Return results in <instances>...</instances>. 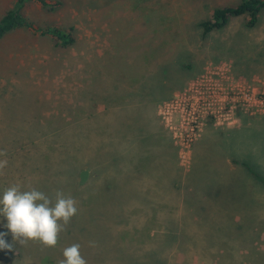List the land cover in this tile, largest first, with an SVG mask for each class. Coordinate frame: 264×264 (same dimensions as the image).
Wrapping results in <instances>:
<instances>
[{
    "label": "rangeland",
    "instance_id": "374dc122",
    "mask_svg": "<svg viewBox=\"0 0 264 264\" xmlns=\"http://www.w3.org/2000/svg\"><path fill=\"white\" fill-rule=\"evenodd\" d=\"M13 1L0 0V18L15 7ZM48 1L60 6L50 11L28 3L25 19L40 29L73 28L71 46H81L82 64L53 37L27 28L0 39V150L8 160L0 174V195L14 183L49 196L61 190L77 200L78 213L54 248L14 243L6 218L0 217V233H8L5 239L13 244L12 251L0 250V264H58L63 249L76 243L88 264H264V185L232 161L247 162L264 176V115L243 117L231 128L210 124L195 145L203 157L188 170L180 166L162 123L172 163L145 182L138 160L133 167L125 154L128 145L143 144L138 132L129 135L131 127L122 130L121 125L113 132L104 117L89 118L85 109L102 102L97 90L90 93L100 79L88 84V77L80 75L91 63L105 62L108 52L111 80L100 83V90L114 84L115 97L128 93V83L141 87L136 69L144 59L154 68L169 65L163 64L167 56L177 59L176 68H170L178 73L175 86L220 61L229 63L236 77L264 81V9L255 28H248L243 16L204 36L201 22L215 9L242 0ZM136 98L124 106L132 110L144 102ZM116 102L108 109L117 108ZM161 103L156 108L145 102L144 130L160 123ZM219 142L232 157L226 166ZM83 171L89 175L82 184ZM224 175L231 182V199L225 203L218 189ZM145 191L154 203L140 202L138 194Z\"/></svg>",
    "mask_w": 264,
    "mask_h": 264
},
{
    "label": "crops",
    "instance_id": "0c3cea01",
    "mask_svg": "<svg viewBox=\"0 0 264 264\" xmlns=\"http://www.w3.org/2000/svg\"><path fill=\"white\" fill-rule=\"evenodd\" d=\"M14 6H15V0L13 1ZM13 9L10 8L8 10ZM5 15V14H4ZM3 15V16H4ZM2 16V17H3ZM1 17V18H2ZM0 18V19H1ZM20 31H26V30H17L14 31L6 36V37H10V35L12 36H16L19 35ZM27 32V31H26ZM1 38V40L4 39ZM0 40V41H1ZM78 47V48H77ZM92 47V46H91ZM81 46H70V47H66L63 48V51H67L69 52V54H71L72 58L74 59V61L81 65L82 64V55L79 54L77 51L78 49H80ZM77 49V50H76ZM145 50H146V46H145ZM106 51H108L106 49ZM106 59L104 60L105 62L101 63H95V64H90L91 68L88 70V68H84L80 75L83 73L84 74V78L88 77V81L87 83L89 84V82L92 80V78L94 77L95 79H100L99 83H98V89L97 86H94L95 89H90V93L92 91L97 90L98 94H99V98L102 101L100 103V105L102 104V107L100 108L99 106L93 109H90V111L88 112V109H85L86 113L89 115V118L94 117L95 115V120L99 119L100 120V116L104 117V121L105 124L108 125V129L113 128L114 126H116V131H118L119 127L118 125L122 126V130L125 129H131L129 130V135L134 133V132H138V137H140V142L143 141V144L139 143L136 146L133 145H128V152H125L130 154L129 158L132 159L129 160V158H127L130 162V165L132 163L133 167H134V163L136 160L137 164H138V171L139 174L145 175L146 176V181L148 182L149 180H151L149 177L156 179V173L157 171H162L160 172V174L163 172L164 169H167L170 165H171V161L168 158L169 154H170V146H169V137L168 132L163 130V125L162 122L159 121L160 123L156 122L154 123V125L152 126V128L146 129L145 125H143L144 120L146 119L145 116V111L147 109V107H149V105L151 106H155L157 108V105L159 103H161V101L163 99H167V98H172V96L177 92L180 91L183 88V86L179 85V86H174V82L175 80L172 77V69L176 68L175 65L177 64V59H170V56H167L166 59L163 60V64L166 63L168 61V64H164L162 66L156 67L154 65V68L149 65V63L146 61V59H144V61L137 66L136 69V74H138V77H140L139 81L141 82V87L137 90L136 87H130V84L128 83L127 88H125L126 90L129 89L128 93H125L123 95L119 94V96L117 95V97L112 96L113 92H117L115 90V86L114 84L112 85L111 88H107L104 91L100 90V83L104 82H108L110 81V77L108 76V74H110V60L111 58H109L108 52ZM102 55L99 54L97 56L96 59H99ZM176 57V56H174ZM170 59V60H169ZM112 61V60H111ZM111 67H115V66H119V64H113L111 63ZM89 65V64H88ZM171 67H173L172 69H170ZM81 79V78H80ZM126 83V82H125ZM125 83H122L125 85ZM96 84V81H95ZM113 90V91H112ZM112 91V92H111ZM122 93V92H121ZM131 98H136L138 101L140 100H144L143 103H139L137 102L138 105L133 106L134 108L132 110H130L129 106H124V104L127 102H129V99ZM113 100L115 101H119V103L116 102L117 104V108L111 107L110 109H108L111 105V102H113ZM123 100V101H122ZM87 101V100H86ZM145 102H148L149 105H145ZM108 104V105H106ZM80 109H84L86 108L84 105V102L82 101V99L80 100ZM115 109V110H113ZM135 113L136 116L130 114V113ZM141 115V116H140ZM82 117V116H81ZM157 117H158V113H157ZM82 121V118H81ZM117 124V125H116ZM254 125V124H253ZM243 128H246V126H244ZM242 128V129H243ZM165 129V128H164ZM239 129H235L234 131H237ZM115 131V129L113 128V132ZM241 131V130H240ZM163 133L165 135H163ZM160 136H158V135ZM157 135V136H156ZM142 137V138H141ZM198 144V143H197ZM219 147L221 146L222 150H221V159L223 162H225V166L226 163H230V158L227 156L226 157V148L223 144L220 145V142L218 143ZM197 146V145H196ZM175 148V147H174ZM175 154H177V150L175 148ZM174 154V152H173ZM194 159H198L199 157H203L201 155V151L199 146L195 147V152H194ZM136 158V159H134ZM142 160V161H141ZM233 160H236L235 158H233ZM232 160V161H233ZM130 168V166H129ZM227 168H222L221 171L226 172ZM191 171V170H190ZM170 172V170H169ZM166 175V174H165ZM221 187L218 188L220 189V194L222 197H224L223 202L226 200H230L231 197L230 196V192H231V185H227L230 182L229 177L224 175L221 180ZM151 184V183H150ZM140 196V202H142L145 205L148 204H152L156 201L155 198H150L149 197V193H147L146 191L143 193H139L138 194ZM227 197V198H226ZM225 203V202H224ZM222 203L224 206H226V204Z\"/></svg>",
    "mask_w": 264,
    "mask_h": 264
},
{
    "label": "built area",
    "instance_id": "2783aa9c",
    "mask_svg": "<svg viewBox=\"0 0 264 264\" xmlns=\"http://www.w3.org/2000/svg\"><path fill=\"white\" fill-rule=\"evenodd\" d=\"M264 115V81L236 77L229 63L208 64L203 72L158 106L180 166L188 170L206 128L235 127L243 117Z\"/></svg>",
    "mask_w": 264,
    "mask_h": 264
},
{
    "label": "clouds",
    "instance_id": "9594fccd",
    "mask_svg": "<svg viewBox=\"0 0 264 264\" xmlns=\"http://www.w3.org/2000/svg\"><path fill=\"white\" fill-rule=\"evenodd\" d=\"M6 156V151L0 150V157H5L0 159V174L7 167ZM77 203L75 198L61 190L49 196L35 187L14 183L0 195V217L6 218L5 227L14 243L26 246L32 241L46 248H54L59 243L61 233L77 215ZM6 235L8 233H0V250L12 251L13 244L5 239ZM80 249L78 243L65 247L64 259L59 260L58 264H88Z\"/></svg>",
    "mask_w": 264,
    "mask_h": 264
},
{
    "label": "trees",
    "instance_id": "16d2710c",
    "mask_svg": "<svg viewBox=\"0 0 264 264\" xmlns=\"http://www.w3.org/2000/svg\"><path fill=\"white\" fill-rule=\"evenodd\" d=\"M28 3H37L50 11H53L60 6V3L49 2L48 0H15V7L6 12L0 19V39L8 33L27 28L29 30L40 32L42 35L53 37L63 48L70 47L75 43L76 38L73 35V28L69 30H62L59 27L40 29L28 22L23 15V10ZM263 9L264 0H242L237 6L220 7L215 9L211 18L201 22L200 27L203 30V35L207 36L214 31H219L225 28L232 18L247 16L246 26L248 28H255L259 23V17ZM198 73L199 72H197V74ZM176 74L178 75L177 70L172 72L174 80H176L174 77ZM186 84L187 83H184L183 87H185ZM170 98L163 99L161 102L167 101ZM233 163L243 165L252 176L264 185V176L254 170L249 163H239L236 160H233Z\"/></svg>",
    "mask_w": 264,
    "mask_h": 264
},
{
    "label": "water",
    "instance_id": "95a60500",
    "mask_svg": "<svg viewBox=\"0 0 264 264\" xmlns=\"http://www.w3.org/2000/svg\"><path fill=\"white\" fill-rule=\"evenodd\" d=\"M89 172L88 171H83L81 173V183H85L88 179Z\"/></svg>",
    "mask_w": 264,
    "mask_h": 264
}]
</instances>
